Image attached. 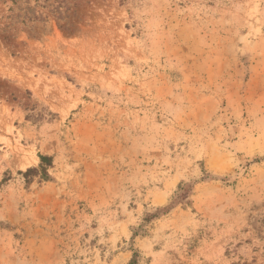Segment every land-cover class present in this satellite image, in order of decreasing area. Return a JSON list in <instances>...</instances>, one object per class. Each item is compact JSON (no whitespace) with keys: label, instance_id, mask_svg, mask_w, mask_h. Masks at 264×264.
Here are the masks:
<instances>
[{"label":"rangeland","instance_id":"obj_1","mask_svg":"<svg viewBox=\"0 0 264 264\" xmlns=\"http://www.w3.org/2000/svg\"><path fill=\"white\" fill-rule=\"evenodd\" d=\"M134 252L264 264V0H0V264Z\"/></svg>","mask_w":264,"mask_h":264},{"label":"trees","instance_id":"obj_2","mask_svg":"<svg viewBox=\"0 0 264 264\" xmlns=\"http://www.w3.org/2000/svg\"><path fill=\"white\" fill-rule=\"evenodd\" d=\"M51 159L49 157H40V165L39 168L40 170H38V172H40L41 174V178L42 179H47L48 175H47V168L49 166H51ZM32 172V170H27L25 173H22L24 176L29 175ZM137 256H138V252H134L132 255V259L130 260V262L128 264H136L137 263Z\"/></svg>","mask_w":264,"mask_h":264}]
</instances>
